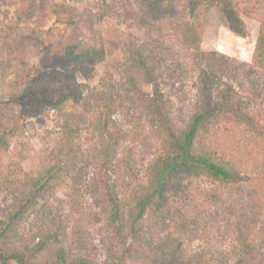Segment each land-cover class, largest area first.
Masks as SVG:
<instances>
[{"label":"trees","instance_id":"1","mask_svg":"<svg viewBox=\"0 0 264 264\" xmlns=\"http://www.w3.org/2000/svg\"><path fill=\"white\" fill-rule=\"evenodd\" d=\"M55 1L44 3L46 13L0 23L2 65L28 52L52 61L24 71L16 126L50 110L60 126L38 172L22 175L12 159L0 161V195L11 202L0 218V264H264V28L248 63L203 50L196 29L184 26L182 41L170 33L184 20L177 6L185 3L196 19L217 7L245 37L236 0H140L147 40L129 52L120 81L103 77L91 87L77 74L90 78L105 51L73 38L67 0ZM102 9L114 12L106 3ZM182 56L199 69L195 113L184 127L162 90L163 82L187 80L192 69ZM138 112L151 117L152 136L124 128L140 127ZM82 122L93 130V152ZM17 128L0 135V154L10 153ZM98 225L109 234L102 262L89 233Z\"/></svg>","mask_w":264,"mask_h":264},{"label":"rangeland","instance_id":"2","mask_svg":"<svg viewBox=\"0 0 264 264\" xmlns=\"http://www.w3.org/2000/svg\"><path fill=\"white\" fill-rule=\"evenodd\" d=\"M33 1L31 3L27 0H0V23L12 25L18 23L20 18L27 19L38 11L46 13L44 3L47 1L51 3V0ZM236 2L246 23L247 35L245 37L237 36L230 30L227 20L217 7H204L200 11L199 18L196 19L188 15L185 3L177 6L178 12L185 16L184 20L176 25L178 27L176 32L170 31V33L177 35L182 41L186 39L184 26L189 27L191 31L196 29V32L198 31L201 35L203 50L218 51L229 57L251 63L261 30L264 28V0H236ZM55 3H62V0H57ZM104 3L114 9L112 14H105L102 9ZM66 4L69 5L70 10L66 12L65 19L74 18L76 20L74 28L65 25L69 27V32L71 31L73 38L77 41L97 44L98 49H104L105 51L104 58L89 74L90 78L86 79L83 72H80L77 74L79 81H87L91 87L98 85L103 77L120 81V73L129 52L134 50L136 46H141L147 40V30L142 24L144 10L140 0H67ZM177 36H172L171 42L176 45V50H179L180 45L177 44ZM12 37L13 35L9 33L6 39ZM17 39V41H23V39H27V36L23 34L20 35V39L19 37ZM3 49H5V45L0 43V135L6 130L13 129L14 126L16 128L19 125V128L16 129L11 138L10 153L0 154V161L6 162L12 159L22 175L34 174L46 162L48 153L54 148L55 139L59 135L60 126L56 114L53 110H50L49 113L42 112L37 117L25 118L24 120L20 118L17 126L15 120L19 117L20 104L23 101L19 95L22 93L26 81L24 71L35 67L48 68L51 66L52 61L47 54L37 55L28 52L14 60L12 66L7 68L1 64ZM180 58L183 63L189 66V69H192L191 73L183 84L163 82L162 90L173 105L172 115L175 123L184 127L189 118L195 113L194 103L198 94L197 77L199 69H194L191 62L184 59L183 56ZM145 91L150 92L151 90L146 86ZM245 96L248 97L247 94ZM258 107L259 105L253 104L250 110L256 111ZM135 116L136 119L141 117V121L135 119L139 122L140 127L125 125L124 128L127 131L141 128L145 133L144 136H152L153 122L151 117L140 112L136 113ZM116 119L119 123L124 121L126 124L124 117H116ZM80 129L83 142L89 151L93 152L96 147L90 140L93 131L91 126L83 123ZM212 135L211 133V138ZM207 139V145L210 146L211 139L209 137ZM129 143L122 142L124 145ZM214 147H218V145L215 144ZM20 155H24L25 158H20ZM198 182L203 183L202 180H198ZM84 194L86 195L87 204L95 206L96 201L93 195L87 191ZM10 204L7 193H2L0 195V218L5 216ZM28 218L29 221H32L34 215H29ZM27 226L29 228L30 225ZM89 233L93 238L94 245L99 249L98 260L105 261L107 253L104 247L109 239V234L100 225L91 227ZM129 242L131 243V241ZM195 245H198V242Z\"/></svg>","mask_w":264,"mask_h":264}]
</instances>
